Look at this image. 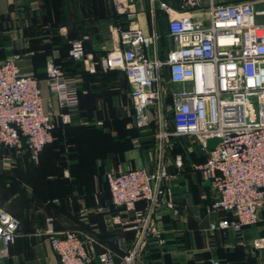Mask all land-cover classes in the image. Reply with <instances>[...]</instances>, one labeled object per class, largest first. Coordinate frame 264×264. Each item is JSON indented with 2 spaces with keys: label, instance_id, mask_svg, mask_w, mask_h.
Instances as JSON below:
<instances>
[{
  "label": "crops",
  "instance_id": "0c3cea01",
  "mask_svg": "<svg viewBox=\"0 0 264 264\" xmlns=\"http://www.w3.org/2000/svg\"><path fill=\"white\" fill-rule=\"evenodd\" d=\"M161 1L171 11L178 10L175 0ZM234 1L241 2L212 0L215 4ZM249 2L263 13L256 16V22L264 24V0ZM129 3L132 22L146 35L157 37L148 55L164 58L173 46L172 42L170 47L157 48L169 39L166 14L156 1ZM208 3L199 0L192 14L203 13ZM112 18L110 0H0V61L18 55L20 70L36 74L43 110L56 122L52 140L39 152L36 163L25 153L9 149L0 153V209L18 221L17 236L3 264H53L56 259L49 239L67 231L90 239L85 247L90 264H98L94 256L106 248L116 255L113 264H123L135 238L134 214L143 211L145 203L136 202L131 211L112 206L104 175L153 170L159 159L170 175L168 184L180 211L176 218L163 215L158 237L146 238L132 264H264V242L257 243L264 240V214L258 213L257 222L244 227L238 237L230 230L208 229L209 223L223 215L206 212L214 193L193 169L206 154L194 138L174 156L168 148H162L160 155L155 145L140 147L129 87L121 71L103 72L97 66L89 74L81 63L79 68L69 67L67 71L79 83L74 111L61 109L48 91L45 63L62 70L66 60L67 49H61L59 37L82 40L84 52L97 61L111 49L109 29L116 26ZM38 29H42L41 36ZM163 100L165 105L170 103L167 96ZM177 155L183 157L179 168L173 165Z\"/></svg>",
  "mask_w": 264,
  "mask_h": 264
},
{
  "label": "built area",
  "instance_id": "2783aa9c",
  "mask_svg": "<svg viewBox=\"0 0 264 264\" xmlns=\"http://www.w3.org/2000/svg\"><path fill=\"white\" fill-rule=\"evenodd\" d=\"M155 1L166 14V35L173 42L164 58L148 55L157 37L146 35L132 22L129 0H110L114 12L125 15L129 22L126 28L109 29L111 49L104 56L93 60L84 52L82 40L70 42L68 56L82 62L89 74L97 66L103 72L124 74L133 126L145 128L150 117L161 123L156 134L160 155L164 139L170 135L191 136L202 150L207 140L218 139L193 169L214 193L206 212L231 216L209 223L208 229L230 230L239 236L244 227L257 222L258 213L264 214V24L256 22V16L263 13L249 1L215 4L208 0L205 17L200 18L201 12L192 14L199 0H175L176 12L161 0H150ZM18 58L11 55L0 61V153L4 149L25 153L36 163L39 152L52 140L54 116L43 110L39 81L32 71L20 70ZM44 71L47 89L58 106L76 110V78L63 75L49 61ZM163 83L180 88H165ZM164 96L170 99L168 105ZM165 108L170 112L171 133L161 122ZM181 162L179 155L173 158L175 167ZM104 178L112 206L131 211L136 202L145 203L144 210L134 214V242L122 259L123 264H132L146 238L158 237L163 215L176 218L180 205L160 159L153 170L107 172ZM17 230V219L0 209V264ZM89 242L75 231L51 237L53 264H90L85 248ZM115 256L106 248L94 258L98 264H113Z\"/></svg>",
  "mask_w": 264,
  "mask_h": 264
},
{
  "label": "rangeland",
  "instance_id": "374dc122",
  "mask_svg": "<svg viewBox=\"0 0 264 264\" xmlns=\"http://www.w3.org/2000/svg\"><path fill=\"white\" fill-rule=\"evenodd\" d=\"M197 15V14H196ZM204 12L200 13V18H204ZM41 31L42 29H38V34L41 36ZM59 45L61 46V49H68L69 48V44H70V40L67 38V36H64V38H60L59 37ZM172 44V40L169 39H163L161 44H158L157 48H159L160 46H171ZM82 67H83V63L80 62ZM163 87L168 88L171 85H168L166 83L162 84ZM172 87V86H171ZM174 88V87H172ZM175 89V88H174ZM169 101V100H168ZM152 114V113H151ZM150 122L148 123V125L143 128V129H139V140L138 143L140 145V147H153V145H155V150H157L159 148V140L156 138V134L158 131V128L161 126V123L156 121V119H152V117H150ZM164 128L166 129L167 133L171 132V121H170V112L169 110H167L165 108L164 113H163V121H161ZM137 129V128H136ZM193 142H195V140L193 139V137L191 136H167L166 139H164V144H163V149H165V151L168 150L172 152V150L174 149V147L178 148L179 150L182 149H187V147L189 146L188 144H192ZM162 144V141H161ZM151 149V148H149Z\"/></svg>",
  "mask_w": 264,
  "mask_h": 264
},
{
  "label": "trees",
  "instance_id": "16d2710c",
  "mask_svg": "<svg viewBox=\"0 0 264 264\" xmlns=\"http://www.w3.org/2000/svg\"><path fill=\"white\" fill-rule=\"evenodd\" d=\"M241 1H249V0H241ZM234 2H238V1H234ZM233 2V3H234ZM240 2V1H239ZM112 7V6H111ZM112 11H113V18H112V21H113V23L115 22V24L114 25H116V26H119L120 28H126V26H127V24H128V22H129V20L127 19V17L125 16V15H119V14H116L115 12H114V10L112 9ZM115 20V21H114ZM163 41V40H162ZM61 47V46H60ZM69 49V48H68ZM68 49H67V55H66V60L64 61V63L62 64L63 65V69L62 70H59L63 75H65V76H69V77H75L74 75H72V73H70V72H68L67 70L69 69V67H73V68H79V61H74V60H72L69 56H68ZM73 65V66H72ZM44 69H45V65H44ZM34 74V77L36 76V74L35 73H33ZM44 74H45V71H44ZM35 78H37V76L35 77ZM78 84L79 83H77V90H78ZM170 121H171V117H170ZM53 122H54V127H53V129H52V131H51V136H52V133H53V130H54V128H55V126H56V122H55V119L53 120ZM137 130H139V129H137ZM171 130H172V123H171ZM181 152V150H179L178 151V148H176V147H174V149L172 150V155L174 156L175 154H177V153H180ZM27 156V155H26ZM181 156V155H180ZM205 158H206V154L205 155H203V160L201 161V162H203L204 160H205ZM181 160H183V157L181 156ZM216 213H220V214H222L223 215V217H221V218H227V219H230L231 218V216L229 215V214H226V213H223V212H216ZM237 236V235H236ZM238 237V236H237Z\"/></svg>",
  "mask_w": 264,
  "mask_h": 264
},
{
  "label": "water",
  "instance_id": "95a60500",
  "mask_svg": "<svg viewBox=\"0 0 264 264\" xmlns=\"http://www.w3.org/2000/svg\"><path fill=\"white\" fill-rule=\"evenodd\" d=\"M217 143H218V139H216V138H212V139L207 140L205 143L204 151L206 153L210 152Z\"/></svg>",
  "mask_w": 264,
  "mask_h": 264
}]
</instances>
